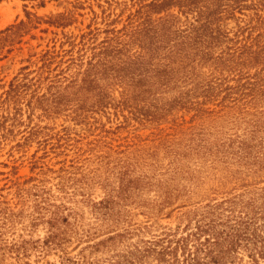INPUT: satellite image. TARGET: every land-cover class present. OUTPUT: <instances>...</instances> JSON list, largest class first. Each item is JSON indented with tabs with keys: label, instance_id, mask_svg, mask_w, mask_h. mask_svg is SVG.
<instances>
[{
	"label": "rangeland",
	"instance_id": "rangeland-1",
	"mask_svg": "<svg viewBox=\"0 0 264 264\" xmlns=\"http://www.w3.org/2000/svg\"><path fill=\"white\" fill-rule=\"evenodd\" d=\"M0 264H264V0H0Z\"/></svg>",
	"mask_w": 264,
	"mask_h": 264
},
{
	"label": "trees",
	"instance_id": "trees-1",
	"mask_svg": "<svg viewBox=\"0 0 264 264\" xmlns=\"http://www.w3.org/2000/svg\"><path fill=\"white\" fill-rule=\"evenodd\" d=\"M236 230H237V228H236Z\"/></svg>",
	"mask_w": 264,
	"mask_h": 264
}]
</instances>
